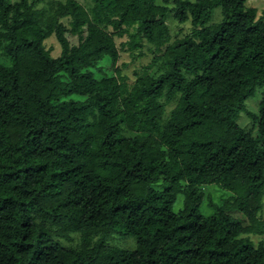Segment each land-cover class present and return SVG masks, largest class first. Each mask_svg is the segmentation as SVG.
Instances as JSON below:
<instances>
[{
  "label": "trees",
  "instance_id": "obj_1",
  "mask_svg": "<svg viewBox=\"0 0 264 264\" xmlns=\"http://www.w3.org/2000/svg\"><path fill=\"white\" fill-rule=\"evenodd\" d=\"M80 1L0 0V264H264V19L247 0ZM205 185L230 196L199 225Z\"/></svg>",
  "mask_w": 264,
  "mask_h": 264
},
{
  "label": "rangeland",
  "instance_id": "obj_2",
  "mask_svg": "<svg viewBox=\"0 0 264 264\" xmlns=\"http://www.w3.org/2000/svg\"><path fill=\"white\" fill-rule=\"evenodd\" d=\"M246 5L256 10L257 18L262 17L264 19V0H247ZM220 19H221L220 9L214 8L212 14V22H217ZM168 27L173 38L182 37L184 34L188 33L191 28L189 23L178 24L177 22L171 19L168 20ZM125 40L126 38L122 39V41ZM70 41L72 43H76V39H70ZM119 42L120 41L118 40L117 43ZM45 47L47 49L50 48L52 49L51 53L53 57L58 56L60 53V47L54 37H51L50 39L45 41ZM119 47L120 46H118V48ZM147 48L148 46L145 45V47L143 48V56L137 57L135 59L128 52L120 50V60L118 61L117 66L118 68L121 69V73L123 75H127L129 78L132 79L133 77L132 74L135 69L139 68L140 66L146 65L150 62V60L153 57V54L149 52ZM1 62L5 63L4 60H1ZM100 64L105 65V62H101ZM102 71L108 75L111 74V71L108 69V67L103 66ZM102 71L96 69L95 74L100 76L103 74ZM258 90L259 89H257L256 93L246 101V109L249 112L256 111L257 100L259 98V95L257 94ZM238 123L242 127H249L250 119L245 114H241L238 119ZM200 189L201 192L203 193V200L201 206L198 211L190 214L191 219L194 220L199 225L204 223V220L207 216L212 215L214 213L213 205H217L220 200L226 201L230 196V193L221 192L217 187L210 185L202 186ZM180 206H181V196L178 197L177 203L174 206L175 210H178ZM232 216L235 218H242V215L238 212L232 213ZM261 218L264 219V209L262 211ZM71 237H72L71 240H63L62 243L67 246L76 244L79 237L76 235H73ZM247 237L251 240L254 246H257L259 244H262L264 246V235H249ZM107 242L109 243V245L116 246L122 249L129 250L135 247L134 239L131 236L113 235L107 239Z\"/></svg>",
  "mask_w": 264,
  "mask_h": 264
}]
</instances>
